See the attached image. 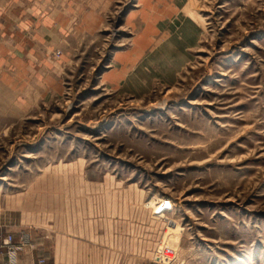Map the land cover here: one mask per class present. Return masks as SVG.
<instances>
[{
  "label": "rangeland",
  "instance_id": "obj_1",
  "mask_svg": "<svg viewBox=\"0 0 264 264\" xmlns=\"http://www.w3.org/2000/svg\"><path fill=\"white\" fill-rule=\"evenodd\" d=\"M146 19L160 26L137 52ZM63 78L32 120L33 167L68 163L143 208L135 247L103 264H264V0H119Z\"/></svg>",
  "mask_w": 264,
  "mask_h": 264
},
{
  "label": "crops",
  "instance_id": "obj_2",
  "mask_svg": "<svg viewBox=\"0 0 264 264\" xmlns=\"http://www.w3.org/2000/svg\"><path fill=\"white\" fill-rule=\"evenodd\" d=\"M118 2L0 0V141L8 145L0 142V148L11 150L8 156L19 148L18 156L0 165V233L16 238L25 233L30 241L14 264L40 259L45 264H103V247H135L132 215L136 206L140 219L144 214L131 187L72 177L68 163L45 167L40 174L32 160L40 147L32 120L41 104L64 91L71 43L99 30ZM159 26L143 21L134 36L137 52L146 50L151 29ZM27 123L25 132L16 130ZM18 171L28 177L11 180L8 175ZM0 264H12L6 253L0 254Z\"/></svg>",
  "mask_w": 264,
  "mask_h": 264
},
{
  "label": "built area",
  "instance_id": "obj_3",
  "mask_svg": "<svg viewBox=\"0 0 264 264\" xmlns=\"http://www.w3.org/2000/svg\"><path fill=\"white\" fill-rule=\"evenodd\" d=\"M29 238L27 234H22L20 241H15L10 233H0V254L6 253L10 263L14 264L19 250L28 243ZM43 259L39 260L42 263Z\"/></svg>",
  "mask_w": 264,
  "mask_h": 264
}]
</instances>
